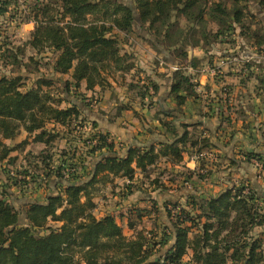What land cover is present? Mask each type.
<instances>
[{"label":"trees","instance_id":"16d2710c","mask_svg":"<svg viewBox=\"0 0 264 264\" xmlns=\"http://www.w3.org/2000/svg\"><path fill=\"white\" fill-rule=\"evenodd\" d=\"M255 1L264 14V0ZM8 2L0 8V16L7 13ZM250 19H259L261 27L251 30L247 24ZM20 23L33 25L27 46L36 54L51 55L52 74L70 76L71 84L62 83L68 98L70 88L78 90L82 83L87 91L106 90L111 87L109 79L116 74L125 76L135 70L140 75L135 63L129 61L131 55L122 48L120 34L124 39L133 34L141 41H154L155 50L164 58L171 56L178 65L187 61L188 48L222 42L233 45V40L224 38L236 28L255 47V54L264 51V21L251 13L249 0H33ZM135 28L144 35H138ZM0 57L5 65L20 64L17 56L5 49L0 48ZM251 67L264 69L262 63H243L246 77L241 84L255 76ZM54 78L41 76L33 87L24 90L20 77L0 76L1 167L15 163L12 153L28 145L27 139L12 147L5 143L21 130L44 150L59 138L55 126H60L64 133L61 138L68 147L73 145L70 157L61 160L58 167L48 165L50 156L38 159L44 167L42 177L48 178L43 201H29L23 211H18L9 200L8 189L18 187L19 181L5 179V187L0 190V264H264L263 195L247 180L231 181L215 197L192 195L184 205L167 202L161 234L138 229L143 219L154 221V215L160 214L154 203L151 209L130 208L122 214L132 231L130 237L123 234L114 216L93 215V198L99 186L109 184L111 177L128 181L120 192L124 198L138 188L132 184L137 171L161 191L178 188L171 178H167L166 186L156 177L150 179V168L162 160L182 168L184 183L193 177L198 181L210 177L211 169L204 167L210 162L199 155L215 152L217 144L198 131L200 123L176 124L186 100L198 98V83L181 67L172 71L170 84L177 109L160 120L162 135L171 139L150 146L117 148L108 133L95 131L96 124L89 125L83 116L82 106H90L54 97L50 90L61 82ZM254 78L260 84L264 82V78ZM219 81L222 93L227 95L229 86L222 77ZM149 86L156 94L158 87L150 80L133 87L143 99ZM62 103L67 107L61 108ZM87 126L89 131L84 130ZM75 143L80 144L77 150ZM43 150L39 155L44 154ZM185 156L189 160L199 157L195 169L183 165ZM244 161L257 163L264 180V149L246 152ZM63 171L69 172L68 177L62 175Z\"/></svg>","mask_w":264,"mask_h":264},{"label":"crops","instance_id":"0c3cea01","mask_svg":"<svg viewBox=\"0 0 264 264\" xmlns=\"http://www.w3.org/2000/svg\"><path fill=\"white\" fill-rule=\"evenodd\" d=\"M242 43V40H238L233 45L222 42L212 44L206 48H188V59L182 65H177V61L172 58L170 60L163 58L164 61H160L159 58H155L152 51H145V49L143 51L147 54L144 55V61H135V65L139 64V68L143 70L139 75L142 80L140 82L135 81V84L141 86L144 79L150 80L158 87L156 94L149 86L147 95L143 99L138 97L137 94L132 96L129 93L130 96L128 95L127 98L119 99V101L114 103L104 99L103 104L101 103L98 108L97 106L90 108L82 106L83 116L89 125L95 123L97 126L95 131L108 133L109 140H113L117 148L130 144L150 146L164 142L166 138L171 139L169 136L162 135L160 120L167 119L165 115H169L177 109L174 96L170 94L171 66L177 65L181 67L186 75L192 77L194 82L198 83L196 88L198 98L186 100L185 104L180 108L182 114H179L176 124L178 125L181 121L200 123V126L197 127L198 131L202 132L204 137H209L213 143L217 144L215 152L219 154L218 159H221L226 164L213 166L210 162L205 165L206 169H211V175L206 181H198L193 177L184 183L182 182L183 177L179 173L175 181L178 184V188L173 186L174 188L167 191L154 188L137 171L135 182H132V184L138 188L125 198L121 197L123 187L120 189L121 191L118 188V194L115 195L111 193V190L116 184L125 185L128 181L111 177V182L100 185L98 192L93 198L95 203L93 215L95 217H97L95 211L100 195L104 194L106 190H110L111 197L118 198L120 205L116 208L117 211L106 213L102 216H114L117 223L121 226L123 234L125 235L122 225L130 232V235L126 236L130 237L132 231L126 226L127 217L122 216V214L126 215L130 208L151 209V203H154L161 211L157 215L161 218L163 216V207L169 201L184 205L187 198L192 195L199 197L217 196L229 186L231 181L247 180L254 184L258 180L259 169H256L252 163L245 162L244 155L249 151L256 152L264 149V82L260 84L254 78L255 76L264 78V69L251 67L250 72L255 73V76L245 84H241L240 81L246 77L245 71H242L243 63L251 61L264 65V51L261 52V55L255 54V47L249 43L253 51L249 49L248 52L236 51L225 55L239 48L238 44ZM214 45H219V51H223L221 58L215 57L217 53L215 52L216 50H213ZM222 62L225 63L222 65ZM216 68L221 69L222 74L220 76L214 75L213 69ZM221 77L225 85L229 86L227 95H224L221 91L222 83L218 80ZM137 80H139L138 77ZM80 89H82L83 93L88 94L100 92L101 98H105V93H107V90L99 88L87 91L84 83L80 85ZM109 89V93L113 92V85ZM121 100H124V102ZM113 113L115 114L114 117ZM22 134H24L23 139L16 141ZM25 139L29 142L26 147L34 144L31 142V138H27V134L23 130L13 140H6L5 143L12 147ZM35 145L42 146V144ZM26 147L22 150L23 152L27 150ZM16 152L18 151L12 153L13 157L17 156L13 155ZM161 164L166 170L171 169L175 173L178 172L177 170L182 169L178 166L172 167L164 160L161 161ZM183 165L190 170L196 167V163L189 160L186 156L183 159ZM155 176L159 175L150 174L149 177L154 179ZM163 176L156 178L159 179V183H164L166 186L168 184L167 178ZM117 180L122 183H118ZM151 216L153 217V215Z\"/></svg>","mask_w":264,"mask_h":264},{"label":"rangeland","instance_id":"374dc122","mask_svg":"<svg viewBox=\"0 0 264 264\" xmlns=\"http://www.w3.org/2000/svg\"><path fill=\"white\" fill-rule=\"evenodd\" d=\"M7 1H9L8 5H6L7 13L3 16H0V48L3 50H7L9 53L15 54L17 56V62L20 64H7L2 62V59L0 57V76H18L21 78L23 87L22 89L26 90L31 87H33L37 81V79L41 76H50L53 75L55 77L54 79H58L61 82L55 83L53 87L51 88V92L54 95V97H63L67 98L69 100H72L79 105H88L90 107H100L101 103L103 104V100H107L110 102L119 101V99L127 98L130 94L133 96L138 93L136 91V87H139L138 84H135V81H137V77H140L137 72L134 70L133 73H128V75L121 76V75H115L114 77L109 79V83L112 86L113 85V92H110V89H106L107 93H105V98H101L100 92H97L96 94H88L83 93L82 89L75 90L73 88H70L69 97H66V94L62 91L64 88L62 83L65 81L72 83L70 80L69 75H61L57 76L52 74L51 71V60L48 59L51 55L49 53L47 54H36L31 48L27 46L28 40L30 38V32L33 29L32 24H21L20 21L23 19V16L26 14V10L28 6L33 2V0H0V8H4V4ZM249 9L251 13L256 14L259 16V18L262 17V20L264 21V14L260 13L255 0H249ZM259 20V19H258ZM257 19H250L247 24L250 26V29H259L260 23H258ZM184 20H181V24L184 25ZM135 31L138 35H144L142 31L138 28H135ZM119 35V34H118ZM120 37H123V43L122 48L126 51V53H129L131 55L130 62L135 63L138 61H144V55L145 51H152L155 55V58L160 61H164V57L161 53L157 52L155 48L153 47L154 41L147 40V41H141L139 37L130 34L127 37L122 34H120ZM233 40L234 42L238 40H242V44H238L239 48L235 49L233 52L227 53L225 55H229L232 53H235L236 51H243L248 52L249 49L253 51V49L249 46V41L247 37L240 36V30L236 28V30L232 33V35L227 36L224 38V40ZM2 43V44H1ZM146 49V50H145ZM145 50V51H143ZM213 50H216L217 56L215 57H222V52H220V46L214 45ZM226 51V49H225ZM154 58V59H155ZM167 58L170 60L171 56L167 55ZM2 62V63H1ZM178 65V64H177ZM137 71H143L141 68H139V64H137ZM141 79V78H139ZM220 80V78L218 79ZM112 83V84H111ZM131 85V86H129ZM135 88H134V87ZM115 91V92H114ZM63 92V93H61ZM130 93V94H129ZM97 99V103L92 105V101L94 99ZM124 102V100H121ZM61 108L67 107V103H62ZM114 117V113L112 114ZM112 118V117H111ZM49 128L51 126H48ZM56 131H59V138L55 140L51 146L43 150V145H35L30 144L28 147H26L27 150L18 151L14 153L13 155L16 156V162L12 165H8L6 163L3 164V166H0V190H2L5 187V179L12 178L19 181L18 187H11L8 189V193H10V199L14 205V208L18 211H23L24 204L29 201H43L44 196L47 193V190L43 187L46 183V180L48 178L45 176L43 178L42 174L45 175L43 164H40L39 158L42 156H50V161L48 165L50 167H58L60 164V161H64L65 159H68L70 157V150H73V145H67L64 139L61 138V135L64 134L63 129L60 126H55ZM24 134L20 136L19 139L16 141H20L23 139ZM70 140L71 138L68 137ZM13 144V143H11ZM77 145V146H76ZM228 146V145H224ZM77 150L78 143H75V146ZM44 152L43 155H39L40 152ZM216 159L215 161L211 162V164L217 163L216 165L220 166L221 164L225 162L221 159H217L216 152H213ZM65 154V155H64ZM39 155V156H38ZM78 155V154H77ZM76 155V157H77ZM65 157V158H64ZM222 157V156H221ZM220 160V162H218ZM160 164V165H159ZM223 165V166H224ZM215 166V165H214ZM2 169V170H1ZM47 170V169H45ZM26 171V174L24 172ZM150 173L154 175H164V178H171L174 180H177V176L180 172L183 170H177L178 172H173L171 169L164 168L163 164L161 162L157 163L154 168H150ZM80 172V170H78ZM258 176V175H257ZM159 177V176H155ZM177 177V178H176ZM260 177V178H259ZM258 177V180L253 184L254 187L258 190V192H261L263 197L260 200V207L264 211V180L262 179V176L260 175ZM264 177V176H263ZM118 183H122L120 180H117ZM10 182V180H9ZM148 183V182H147ZM39 185L41 187H39ZM123 187L122 184L115 185V187L112 188V194H118V188L119 190ZM152 187V186H151ZM117 188V189H116ZM116 189V190H115ZM121 191V190H120ZM110 190H106L104 194L100 195V199L97 203V209L95 211L96 216H102L106 213H111L113 211H117L116 208L119 203L118 198L111 197ZM120 193V192H119ZM102 201V202H100ZM124 202V201H123ZM163 216L159 218L158 216L154 215L156 219L152 221V219L145 218L143 219L138 229H141L144 232L149 231H155V233L161 234L162 231V222L165 221L164 212L162 211ZM22 217V215H20ZM50 225H55L50 223ZM124 233L125 235L129 236L130 232H128L124 225ZM258 230H256L253 234H257Z\"/></svg>","mask_w":264,"mask_h":264},{"label":"built area","instance_id":"2783aa9c","mask_svg":"<svg viewBox=\"0 0 264 264\" xmlns=\"http://www.w3.org/2000/svg\"><path fill=\"white\" fill-rule=\"evenodd\" d=\"M236 61V60H235ZM225 62H222L221 64L223 65ZM180 69V67L179 66H177V65H173V66H171V71H177V70H179ZM213 71H214V75H217V76H220L221 74H222V72H221V69L220 68H216V69H213ZM97 103V99L95 98L93 101H92V105H94V104H96ZM84 130L85 131H89L90 129H89V126H87V127H85L84 128ZM93 144H95V142H92L91 143V145H93ZM80 146V144L78 143V147ZM199 157H204V158H206V160H208L209 162H213V161H215V159H216V157H215V155H214V153L213 152H209V153H207V152H205V153H202L201 155H199ZM199 157H193V158H191L190 160H192L193 162H195V160H197ZM253 164L258 168V169H260V167H259V165L257 164V163H255V162H253ZM62 175L66 178V177H68V175H69V172L68 171H63L62 172ZM172 214H174V211H172Z\"/></svg>","mask_w":264,"mask_h":264}]
</instances>
